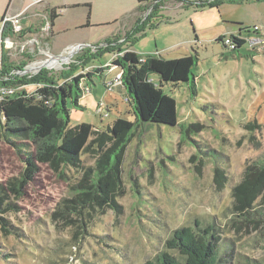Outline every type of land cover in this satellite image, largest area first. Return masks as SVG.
<instances>
[{
  "label": "rangeland",
  "instance_id": "1",
  "mask_svg": "<svg viewBox=\"0 0 264 264\" xmlns=\"http://www.w3.org/2000/svg\"><path fill=\"white\" fill-rule=\"evenodd\" d=\"M164 5L163 16L131 43L136 52L168 59L195 54L190 82L163 86L176 99V125L138 119L122 86L107 90L105 79L112 82L121 68L116 66L105 84L103 74L123 53L96 51L105 35L123 30L116 23L75 31L88 35L79 40L89 46L62 50L50 40L52 31L47 34L42 27L32 34L25 29L11 34L14 44H5L4 51L15 65L75 50L70 58L59 59L60 66L42 67L57 79L66 74L69 81L91 75L82 78L85 93L79 104L69 100L71 126L86 122L105 130L118 118L134 124L122 161L124 192L117 191L115 203L90 210L91 216L85 212L61 218L54 213L64 198H73L72 186L84 168L95 164L97 154L84 153L79 167L54 169L38 163L25 193L14 199L16 210L2 214L11 227L5 230L0 224V264H141L164 252L178 255L167 247L168 239L176 229L196 222L215 227L225 264H264V203L258 200L249 222L233 211L234 187L249 164L264 160V0L200 7L167 0ZM241 27L250 32L240 33ZM234 35L247 43L231 52L219 38ZM84 56H89L87 63L78 60ZM152 78L158 82L157 75ZM25 89L34 91L35 85ZM18 148L0 140L1 182L24 171L25 153L33 148ZM217 168L224 175L220 181Z\"/></svg>",
  "mask_w": 264,
  "mask_h": 264
},
{
  "label": "trees",
  "instance_id": "2",
  "mask_svg": "<svg viewBox=\"0 0 264 264\" xmlns=\"http://www.w3.org/2000/svg\"><path fill=\"white\" fill-rule=\"evenodd\" d=\"M144 1L149 3L142 5ZM166 1L139 0L137 9L141 16L134 27L125 33L124 40L119 42V37H114L107 40L104 46L99 45L95 51L116 49L123 53L112 63L122 70V85L133 102L138 119L176 125V99L165 93L163 86L169 82L174 85L189 83L196 65L195 54L168 59L157 53L136 52L131 43V40L136 39L139 34L144 35L147 27L154 26V21L163 16ZM177 1L186 6L196 3L198 7L218 6L225 1L237 2ZM48 15L53 27L58 16L56 10L52 9ZM249 29L250 27H241L240 31H250ZM8 35L10 28L7 27L5 36ZM232 39L236 45L234 48L224 43L231 52H236L247 43L245 38L236 35ZM219 40L223 42V38ZM6 53L3 51L1 58L0 89L8 87L15 88L16 91L0 99V140L18 146L20 152L25 147L33 149L25 153L26 166L20 176L11 177L6 183L0 181V224L5 230L8 226L11 227L2 214L16 210L14 199L25 193L26 185L39 169L38 163H47L54 169L61 166L79 167L82 155L91 151L97 154L95 164L84 168L82 177L72 186L73 198H64L54 214L61 218L83 216L85 212L97 210V207L115 203L117 191L124 192L121 182L122 161L134 123L118 118L105 130H96L86 122L71 126L69 100L73 105L79 104L84 93L82 78H90L91 75L79 74L69 81L66 74L57 79L56 74H50L46 68L32 75L12 74L13 70H23L26 65L13 64ZM78 60L87 63L89 56L79 57ZM154 74L158 76V82L152 78ZM24 85H35V90L30 92L19 88ZM223 176V171L217 168L216 180L220 181ZM233 195L234 213L244 221H251L249 215L258 208V200L264 203V160L247 166L242 181L234 187ZM214 229L213 225L203 226L199 222L194 227L178 228L167 241V247L178 255L164 252L141 264H225L218 243L219 235Z\"/></svg>",
  "mask_w": 264,
  "mask_h": 264
},
{
  "label": "crops",
  "instance_id": "3",
  "mask_svg": "<svg viewBox=\"0 0 264 264\" xmlns=\"http://www.w3.org/2000/svg\"><path fill=\"white\" fill-rule=\"evenodd\" d=\"M31 3L32 0H0V22L5 13L17 14L23 12L22 22L24 29L27 34H32L31 32L41 30L49 11L55 9L58 16L54 21L52 27L53 36H51L50 40L53 38L54 42H59L57 46L61 50L69 45H89V42L79 40L83 39L86 34L75 31L89 29L96 25L116 23L117 28L118 26L121 29L123 28L122 31H117V33L105 35L101 39L103 41H100L102 42L100 46H104L107 40L114 37H119V42H121L124 40V35L128 28L132 29L137 19L141 16V12L137 9L140 4L139 0H44L39 4L31 5ZM147 3L149 2L144 1L142 5ZM98 14L101 17H98ZM239 32L241 33V31ZM251 34L252 32L247 35ZM105 65H110L109 61ZM116 66L118 67L116 64L112 65L104 74V70L97 71L103 74V82L104 78H108L114 72ZM105 82L109 83L110 81L105 79ZM121 86L125 93L126 89L123 85H117L116 88L121 89Z\"/></svg>",
  "mask_w": 264,
  "mask_h": 264
},
{
  "label": "built area",
  "instance_id": "4",
  "mask_svg": "<svg viewBox=\"0 0 264 264\" xmlns=\"http://www.w3.org/2000/svg\"><path fill=\"white\" fill-rule=\"evenodd\" d=\"M42 1H44V0H32L31 5L39 4ZM23 14H24L23 12L17 13V14L5 13L1 22H0V66H1V58H2V53L4 51L5 44H6L7 48L9 47V45L11 43L14 44V42L12 40V35H15V34L20 35L24 31V25L22 22ZM7 27L10 28V35L5 36V32H6ZM43 29L47 31L46 32L47 34H49V33L51 34L52 27H51V21H50L49 15L45 19V23L42 26V30ZM223 42L231 48H234L236 46L232 37L223 38ZM76 46L79 47L81 45H76ZM87 46H89V45L85 44V46H83V47H87ZM23 49L24 48H22V50ZM93 49H95L94 45H93ZM35 63H37V62H35ZM35 63L34 64H28L27 66H25V68L23 70H18V69L13 70L12 74H18V75L36 74L37 72H39L42 69V67L31 70L30 68L33 65H35ZM24 70H26V71H24ZM82 85H83V82H82ZM117 85H122V71H120L115 76V78L113 79L112 82H109L106 84V88H107V90L112 91L114 89V87ZM25 87H26V85L19 87V88H25ZM83 88H84V86H83ZM14 91H16L15 88H8V87L1 88L0 89V99H2L4 95L11 94ZM84 93H85V89H84ZM97 110L100 114H102L105 111L102 106L98 107Z\"/></svg>",
  "mask_w": 264,
  "mask_h": 264
},
{
  "label": "bare ground",
  "instance_id": "5",
  "mask_svg": "<svg viewBox=\"0 0 264 264\" xmlns=\"http://www.w3.org/2000/svg\"><path fill=\"white\" fill-rule=\"evenodd\" d=\"M77 47H75V49H77ZM74 51L75 50H73V51L64 50L63 54H65V56H61L60 55L61 57L60 56L59 57H54V58H51L50 60H47V61H41V62L39 61V62L35 63V65H33L30 69L34 70V69L40 68V67H42L44 65H47V66H54L55 65V66L58 67V66H60L59 63H58L59 59H62L64 57H65V59L70 58Z\"/></svg>",
  "mask_w": 264,
  "mask_h": 264
},
{
  "label": "water",
  "instance_id": "6",
  "mask_svg": "<svg viewBox=\"0 0 264 264\" xmlns=\"http://www.w3.org/2000/svg\"><path fill=\"white\" fill-rule=\"evenodd\" d=\"M44 66H47V65H44ZM43 67V66H42ZM24 71H26V70H24Z\"/></svg>",
  "mask_w": 264,
  "mask_h": 264
}]
</instances>
